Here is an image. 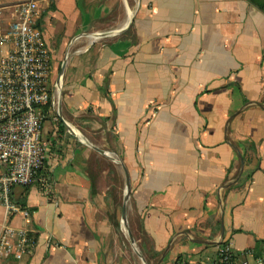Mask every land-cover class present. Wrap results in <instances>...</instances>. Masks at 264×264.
Wrapping results in <instances>:
<instances>
[{
	"label": "crops",
	"instance_id": "0c3cea01",
	"mask_svg": "<svg viewBox=\"0 0 264 264\" xmlns=\"http://www.w3.org/2000/svg\"><path fill=\"white\" fill-rule=\"evenodd\" d=\"M39 5L53 58L85 31L120 29L127 8L133 12L124 33L70 45L60 112L126 167V221L147 264L213 259L223 245L239 258L264 255V6L252 0ZM51 63L40 135L46 185L11 191L12 202L29 212L28 226L0 205V231L6 223L27 227L34 239L11 264H127L121 169L89 172L90 158L108 160L61 127ZM107 174L111 186L103 182Z\"/></svg>",
	"mask_w": 264,
	"mask_h": 264
},
{
	"label": "built area",
	"instance_id": "2783aa9c",
	"mask_svg": "<svg viewBox=\"0 0 264 264\" xmlns=\"http://www.w3.org/2000/svg\"><path fill=\"white\" fill-rule=\"evenodd\" d=\"M41 0L0 1V205L7 217L29 212L11 200L14 187L46 185L41 176L45 146L41 141L44 108L51 101V54L37 27ZM48 186V185H47ZM34 245L32 232L4 224L0 256L18 259ZM174 264H264V255L239 258L223 245L213 259Z\"/></svg>",
	"mask_w": 264,
	"mask_h": 264
},
{
	"label": "water",
	"instance_id": "95a60500",
	"mask_svg": "<svg viewBox=\"0 0 264 264\" xmlns=\"http://www.w3.org/2000/svg\"><path fill=\"white\" fill-rule=\"evenodd\" d=\"M127 14H128L127 21H126L125 25L123 27H121L120 29H115V30L102 32V33L81 34V35L75 36L70 41L68 48H70V45L74 41H76L82 37H86L93 42V41H96L99 39H103V38H107V37H113V36H117V35L124 33L130 27L132 20H133V12L128 8H127ZM68 48L65 51L63 59H62L60 65L58 67V71H57L56 78L54 81V88L56 91V105H57L56 117L59 120L63 130L74 141H76L77 143H80L82 145L87 146L88 148H90L91 150L96 152L98 155L102 156L103 158L107 159L108 161H110L113 164L120 167L122 175H123V179H124V195H123L122 205H121L120 221H121L122 228L126 231L128 241H129V245L131 248L134 249L135 248V242H134V240L130 234V231H129L128 225H127V221H126L127 203H128L129 197H130V179H129V175H128V171H127L126 167L124 166V164L120 160L115 158L112 153L106 152V151L99 149L96 146L90 144L70 123H68L62 117L61 112H60L62 79H63V74H64V70H65L67 61L69 59ZM241 167H242V162H241ZM135 253L141 259L142 263L146 264L144 258L138 252H135Z\"/></svg>",
	"mask_w": 264,
	"mask_h": 264
},
{
	"label": "rangeland",
	"instance_id": "374dc122",
	"mask_svg": "<svg viewBox=\"0 0 264 264\" xmlns=\"http://www.w3.org/2000/svg\"><path fill=\"white\" fill-rule=\"evenodd\" d=\"M37 25H38V21H37ZM111 28H112V25H110V30H111ZM83 33L90 34L92 32L91 31H85ZM66 50L67 49L61 51L57 58H53L52 55H54V53L51 54V57H52L51 61L54 64L53 74L55 75V77H56V74L58 71V67H59V65L63 59V56H64ZM73 51L71 48H68V53H72ZM52 68L53 67H52V63H51V72L53 70ZM53 85H54V82H53ZM54 101L56 102V93H55ZM111 167L113 169H117L114 166V164H112L111 162H108V161L105 162L104 160H102V158H90L87 168H88L90 173H92L93 175L98 177V175H100L99 173L101 171L109 170ZM112 181H113L112 174H107L105 176V179L103 180V182L106 186H111ZM120 242H121V248H122V257H124V255H126V257L128 259L127 264H143L141 259L138 257V255L135 252H138L144 258V260L147 264L148 259L146 256H144V254H146V253H143L142 250L138 249L136 246L134 249L130 247L126 231L122 227L120 228ZM11 259L16 260L13 257L0 256V264H11V262H12Z\"/></svg>",
	"mask_w": 264,
	"mask_h": 264
},
{
	"label": "trees",
	"instance_id": "16d2710c",
	"mask_svg": "<svg viewBox=\"0 0 264 264\" xmlns=\"http://www.w3.org/2000/svg\"><path fill=\"white\" fill-rule=\"evenodd\" d=\"M252 2L253 3H255L260 9H262L263 8V2L261 1V0H252ZM40 23L38 22V25H39ZM37 25V27L40 29V27ZM49 105H50V103L48 104V106L47 107H49ZM46 107V108H47ZM45 109V108H44ZM250 147L254 150V145H250Z\"/></svg>",
	"mask_w": 264,
	"mask_h": 264
},
{
	"label": "bare ground",
	"instance_id": "6f19581e",
	"mask_svg": "<svg viewBox=\"0 0 264 264\" xmlns=\"http://www.w3.org/2000/svg\"><path fill=\"white\" fill-rule=\"evenodd\" d=\"M132 11V10H131ZM127 18H128V14H127ZM89 41V39H87Z\"/></svg>",
	"mask_w": 264,
	"mask_h": 264
}]
</instances>
